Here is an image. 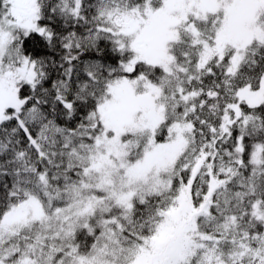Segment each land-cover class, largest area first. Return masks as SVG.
Here are the masks:
<instances>
[{
    "label": "snow or ice",
    "instance_id": "6c2138e0",
    "mask_svg": "<svg viewBox=\"0 0 264 264\" xmlns=\"http://www.w3.org/2000/svg\"><path fill=\"white\" fill-rule=\"evenodd\" d=\"M0 264H264V0H0Z\"/></svg>",
    "mask_w": 264,
    "mask_h": 264
}]
</instances>
